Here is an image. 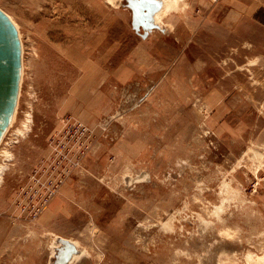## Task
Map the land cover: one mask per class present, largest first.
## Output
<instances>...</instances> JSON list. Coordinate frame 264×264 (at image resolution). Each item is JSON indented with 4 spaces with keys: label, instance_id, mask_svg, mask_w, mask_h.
Wrapping results in <instances>:
<instances>
[{
    "label": "rangeland",
    "instance_id": "1",
    "mask_svg": "<svg viewBox=\"0 0 264 264\" xmlns=\"http://www.w3.org/2000/svg\"><path fill=\"white\" fill-rule=\"evenodd\" d=\"M120 1L0 0L23 62L0 264L262 256L264 0H180L145 37Z\"/></svg>",
    "mask_w": 264,
    "mask_h": 264
},
{
    "label": "water",
    "instance_id": "2",
    "mask_svg": "<svg viewBox=\"0 0 264 264\" xmlns=\"http://www.w3.org/2000/svg\"><path fill=\"white\" fill-rule=\"evenodd\" d=\"M128 1L127 5L132 9L133 14L132 26L136 32L141 28L142 36L145 37L149 33V29H154L157 26L151 23L150 15L142 21L139 19V14L148 11L137 12L135 4L142 0ZM21 70L22 48L18 31L10 17L0 8V142L14 114L20 87ZM60 243L62 247L67 246L72 250V253H75L72 244L67 241ZM60 248L56 250V254L60 252Z\"/></svg>",
    "mask_w": 264,
    "mask_h": 264
},
{
    "label": "bare ground",
    "instance_id": "3",
    "mask_svg": "<svg viewBox=\"0 0 264 264\" xmlns=\"http://www.w3.org/2000/svg\"><path fill=\"white\" fill-rule=\"evenodd\" d=\"M178 1H180V0H142L140 2H136L135 6L137 8L136 10H137L138 13H141L142 11L145 12V10H148L147 12H145V13H143L141 15L139 14V16H140L139 19L141 21L144 20L145 18L147 19L148 18V15H150L151 23H153L154 25H156L157 26L156 27L157 29H159V30L160 29L161 30H165L164 24L162 23V17H164V15L166 14V12L170 11L171 8H172V6L175 5V4H177ZM117 4H121V1L118 0ZM142 8H145V9H142ZM10 19H11V17H10ZM13 23H14V21H13ZM14 25H15L17 31H18L17 25L15 23H14ZM153 30L154 29H151V30L149 29L148 32L151 33ZM18 35H19V38H20L19 31H18ZM20 42H21V39H20ZM21 48H22V43H21ZM22 76H23V62H22V70H21V79H20V87H19V92H18V99H17L16 107H15L14 114L12 116L10 125L14 122V119H15V116H16L17 104H18V101H19L20 89H21V83H22ZM29 121L30 120H29V115H28L27 122H29ZM23 128L26 129V130H28V128H29L28 124L27 123H24L23 124ZM21 131L22 130H18L17 133L22 134ZM5 156H6V158H9L10 157V154L7 151H5ZM4 172H5V166L0 165V186H1V183L3 181ZM134 180L135 179H133V181ZM215 209H218V207H216ZM55 240L56 241H61V240L62 241H68V240H66V239H64V238H62L60 236H56ZM68 243L73 244L71 241H68ZM70 253H71L70 259L73 260L76 257L80 256L83 252L82 251H78V253H76V250H75V253H76L75 254V253H72V250L68 247V252H66V251L64 253L61 252L59 257H60L61 260L63 259V260L66 261V260H68ZM245 256H246V260H245L246 261V264H251L254 260L257 261L258 263L259 262L260 263H264V254L262 256H258L256 259H255V255H253L251 253H248Z\"/></svg>",
    "mask_w": 264,
    "mask_h": 264
}]
</instances>
